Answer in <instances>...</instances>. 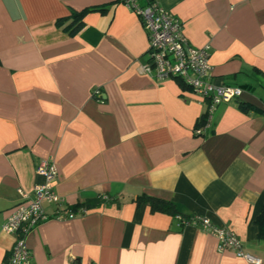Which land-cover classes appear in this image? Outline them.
<instances>
[{
	"label": "crops",
	"instance_id": "1",
	"mask_svg": "<svg viewBox=\"0 0 264 264\" xmlns=\"http://www.w3.org/2000/svg\"><path fill=\"white\" fill-rule=\"evenodd\" d=\"M156 1L209 44L212 81L242 89L207 126L204 98L141 69L147 34L121 0H0V264L14 242L1 226L44 157L61 200L42 201L32 264H248L142 194L230 229L264 264V0ZM91 6L75 32L57 25Z\"/></svg>",
	"mask_w": 264,
	"mask_h": 264
},
{
	"label": "built area",
	"instance_id": "2",
	"mask_svg": "<svg viewBox=\"0 0 264 264\" xmlns=\"http://www.w3.org/2000/svg\"><path fill=\"white\" fill-rule=\"evenodd\" d=\"M121 2L138 15L147 34V61L141 65V69L157 80L167 77L179 78L190 91L204 98L206 100L204 126L209 124L213 111L220 103L239 97L241 87L212 81L209 44L202 46L190 44L182 31L180 20L161 8L156 0ZM194 132L199 134L201 129L196 127ZM35 172L42 179L34 183L32 195L28 197L19 189V193L23 197H28V200L18 203L1 226L4 231L14 235L13 245L3 264H32V251L26 239L28 233L47 217L42 208V201L61 200L52 188L57 174L53 159L41 158L35 166ZM84 211L82 208L81 213ZM73 215L72 212L67 214L68 217ZM176 218L181 224H194L215 236L218 250L231 249L248 264H261L260 257L243 250L239 238L230 229L218 226L207 217L196 214L189 219L181 218L179 215Z\"/></svg>",
	"mask_w": 264,
	"mask_h": 264
},
{
	"label": "trees",
	"instance_id": "3",
	"mask_svg": "<svg viewBox=\"0 0 264 264\" xmlns=\"http://www.w3.org/2000/svg\"><path fill=\"white\" fill-rule=\"evenodd\" d=\"M90 9H96V7H85L80 10L71 9V12L69 16L61 17L56 20V23L58 26H61L63 30L67 31L68 33L75 32L82 24V18L86 11ZM100 9V8H99ZM204 123V116L201 117V121L198 124L202 125ZM101 199L105 200L104 197H101ZM138 201H145L147 202L151 209H157V210H165L170 212L174 217L176 218L177 215H179L181 218L189 219L193 214L183 215L179 210L174 206V204L167 200H162L157 197H152L148 195H139ZM177 219V218H176ZM181 224V221H178ZM260 226L262 229H264V211H262L260 219Z\"/></svg>",
	"mask_w": 264,
	"mask_h": 264
}]
</instances>
